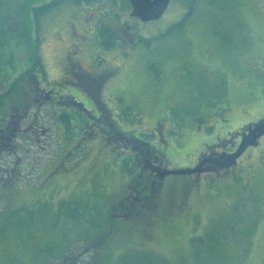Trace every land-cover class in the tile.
Listing matches in <instances>:
<instances>
[{"label": "rangeland", "instance_id": "374dc122", "mask_svg": "<svg viewBox=\"0 0 264 264\" xmlns=\"http://www.w3.org/2000/svg\"><path fill=\"white\" fill-rule=\"evenodd\" d=\"M51 1L0 0V93L25 89L35 75L42 87H60L84 107L57 105L50 122L61 127L49 131L50 152L33 144L28 156L43 167L23 164L24 187L0 195V247L13 244L23 262L80 253L84 264H264V134L230 167L199 179L165 176L169 186L194 179L184 225L119 233L94 260L110 199L148 167L120 134L115 143L88 133L87 109L99 102L59 80L67 46L85 35L94 47L79 52L81 65L111 72L103 103L119 128L155 147L164 169L193 167L264 117V0H170L160 18L148 21L131 16L129 0H98L108 11L105 22L121 32L111 48L96 29L73 24L69 11L80 3L41 9ZM63 113L72 119L67 129Z\"/></svg>", "mask_w": 264, "mask_h": 264}, {"label": "flooded vegetation", "instance_id": "af4514ba", "mask_svg": "<svg viewBox=\"0 0 264 264\" xmlns=\"http://www.w3.org/2000/svg\"><path fill=\"white\" fill-rule=\"evenodd\" d=\"M77 3H80V6L75 4L74 8L69 11L70 17L75 19L73 24L76 22L78 25L84 22L85 29L90 30L89 32L96 29L102 37V26L110 27L105 22V19H109V17L107 18V9L101 6L98 0L92 2L83 0ZM111 3L113 2L111 1ZM114 31L121 33L119 27ZM83 37L74 38L67 46L66 70L60 75L59 80L67 85H76L75 88L71 87L72 89L88 91L99 102V107L87 109L85 118L89 127L87 132L90 133L89 131H91L93 135L101 133L105 141H113L114 139L113 142L115 143L118 134H120L124 138L123 145L126 147L128 145L125 141L129 139V131H122L119 128L113 119L109 105L103 103L102 90L111 72H108L107 66L95 70L96 72H90L81 65L82 59L79 57V52L86 50L87 53L89 49L94 47L92 40H89L85 35ZM1 93L5 96L9 95L12 100L4 102L2 98L0 102V195L2 193L14 195L21 191L20 188L24 187V185L18 184L22 177L23 164L30 168H34V166L35 168L43 167L41 164L39 166L33 164V160L28 159L29 155L30 158L33 156V144L40 148L42 153L46 154L45 156L50 152L49 147L51 145H48L47 140L49 131H58V128L57 130L54 129L56 126H60V124H51L50 122L55 119L54 117L50 118L53 110L56 111L59 103L65 104L67 102L82 107L84 104L78 102L76 96L61 93L60 87H42L37 76L29 81L25 89H14L12 86ZM70 123H72V119ZM65 125L67 126V123L63 124L64 127ZM236 136L239 137L238 142H234ZM249 136L248 130L239 131L232 136L233 140L230 143L224 141L214 145L213 148L211 147L202 154L193 165V167L200 168L201 171L192 174L199 179L203 173L213 168L226 167L229 165L226 162L227 154L231 155V152L236 150L242 141L243 144H247ZM230 145H235V149L227 150ZM214 147H218V150ZM44 158L41 159V163H43ZM62 161L64 162L61 165L67 162L65 159ZM157 162L158 156L151 160H145V162L142 161L141 163L148 167L147 170L141 171L140 178H136L133 183L129 184L127 191L122 196L110 199L107 230L99 237L94 260L101 257L106 245L114 241L119 233L133 232L136 229L141 230L140 228L150 230L159 222H163L168 227H173L176 224L179 227L185 224V218L189 214L190 195L192 194L189 190L194 179L191 180V183L187 181L180 187L174 185L166 187L164 169ZM45 168L48 171V168ZM53 172L52 170L49 174ZM177 189L179 193L176 192ZM0 264H84V262L80 253H74L71 256L63 255L61 258L48 259L46 262H23L16 247L9 244L0 247Z\"/></svg>", "mask_w": 264, "mask_h": 264}, {"label": "trees", "instance_id": "16d2710c", "mask_svg": "<svg viewBox=\"0 0 264 264\" xmlns=\"http://www.w3.org/2000/svg\"><path fill=\"white\" fill-rule=\"evenodd\" d=\"M61 0H52L50 3H47V4H44L43 6H41V9H49L50 7L54 6V5H57L60 3ZM76 2H80V1H83V0H75ZM86 2H92L94 0H85ZM36 19L38 20V16L36 15ZM118 34L116 31L112 30L110 27L108 26H104L102 29H101V35H102V46H104L105 48H110L111 46H114L116 41H117V37H118ZM140 40H147L145 39L144 37H141ZM33 77H31L29 80H31ZM5 96V94H0V102L2 101V98ZM61 118L62 120L67 123V127L69 128V126L71 125L70 121H71V118L68 114H65L63 113L61 115ZM115 121V120H114ZM107 124V123H106ZM264 126V124H260V125H256L255 123H249L248 125H245L246 127L245 130H248L249 131V139H248V142L247 144H252L253 142H255V138L256 136L261 132L259 127L260 126ZM108 129L106 128V131ZM107 141H111V140H107ZM114 141V139H113ZM126 144L128 145L127 147H130L133 151H137L135 153L138 154V156L140 157V160L141 162H145V160H151L155 157L158 156V150L153 147L151 144H149L147 141H144V140H141V139H138L136 138L135 136L133 135H130L129 136V139H127V141H125ZM246 145V143L244 144ZM213 148V147H212ZM211 149V148H210ZM152 151H154V154L155 156L152 157ZM226 155V154H225ZM228 155V159L226 157V162H228L227 165L225 168L227 167H230L234 164L235 162V156H232V155ZM144 165V164H143ZM138 178V177H137ZM136 178H134L133 181L129 182V184L133 183L135 181ZM189 182V181H188ZM185 182L184 181H176V182H171L170 186L171 185H174L176 187H180L182 184H184ZM190 183V182H189ZM128 184V185H129ZM169 184L166 186L168 187ZM192 188H191V185H190V192H191ZM177 193H179V190L177 189L176 191ZM109 215V213H108ZM178 224H180V222H178ZM178 225H174L173 227H170L169 228H177ZM180 227V226H179Z\"/></svg>", "mask_w": 264, "mask_h": 264}, {"label": "water", "instance_id": "95a60500", "mask_svg": "<svg viewBox=\"0 0 264 264\" xmlns=\"http://www.w3.org/2000/svg\"><path fill=\"white\" fill-rule=\"evenodd\" d=\"M132 5L131 16L139 17L144 21L158 19L166 11L170 4V0H129ZM264 134V132H261ZM242 144V143H241ZM258 142H254L253 145H257ZM247 146H244L242 149H239L235 156H240L246 149ZM201 171L200 168H184V169H173L164 171V175L167 174H191Z\"/></svg>", "mask_w": 264, "mask_h": 264}]
</instances>
